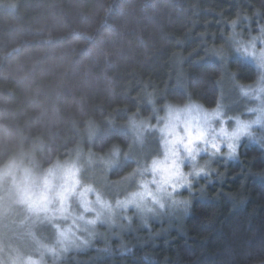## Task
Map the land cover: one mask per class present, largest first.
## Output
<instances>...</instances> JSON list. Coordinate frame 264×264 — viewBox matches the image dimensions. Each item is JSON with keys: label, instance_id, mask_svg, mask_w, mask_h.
I'll list each match as a JSON object with an SVG mask.
<instances>
[{"label": "trees", "instance_id": "trees-1", "mask_svg": "<svg viewBox=\"0 0 264 264\" xmlns=\"http://www.w3.org/2000/svg\"><path fill=\"white\" fill-rule=\"evenodd\" d=\"M245 13L255 30L264 0H0V148L9 137L24 146L42 140L45 152L81 139L97 152L126 146L125 110L147 114L145 84L172 99L230 97L231 72H254L239 58L218 61L214 49L228 47V21L240 15L244 27ZM88 116L101 124L92 145ZM131 167L122 159L108 178ZM215 169L194 184L181 221L99 241L62 264H249L264 256V149L242 144L238 158Z\"/></svg>", "mask_w": 264, "mask_h": 264}, {"label": "clouds", "instance_id": "clouds-1", "mask_svg": "<svg viewBox=\"0 0 264 264\" xmlns=\"http://www.w3.org/2000/svg\"><path fill=\"white\" fill-rule=\"evenodd\" d=\"M254 14L259 16V10ZM242 18L244 27L240 15L228 21L230 52L225 45L214 49L218 61L225 63L234 54L253 69L251 79L241 78L238 71L230 74L234 103L242 104L239 111H229L232 105L224 103L222 90L208 104L187 92L183 100L158 96L145 84L147 114L125 110L126 146L113 142L97 152L86 149L81 139L58 153L51 147L45 152L42 140L24 146L9 137L0 148V264H60L69 252L85 250L104 237L101 225L125 230L134 218L148 226L150 215L159 218L167 209L187 214L191 201L184 191L201 178L210 179L215 161L238 158L245 139L264 149V22L258 20L253 30L252 16ZM103 119L110 126L115 123L110 115ZM83 130L92 145L100 121L88 116ZM150 140L154 149L145 153ZM121 159L133 167L108 183L133 184L113 196L90 170L99 166L107 177ZM41 226L51 229L50 240L37 234ZM249 264H264V256L250 258Z\"/></svg>", "mask_w": 264, "mask_h": 264}, {"label": "rangeland", "instance_id": "rangeland-1", "mask_svg": "<svg viewBox=\"0 0 264 264\" xmlns=\"http://www.w3.org/2000/svg\"><path fill=\"white\" fill-rule=\"evenodd\" d=\"M225 50L230 52V45H228V47L225 48ZM233 57L238 58L234 54L231 56V58H233ZM235 94L236 93H233L232 90H231V96L230 97H224V103L225 104L232 105L229 108V111H232V112L239 111L240 108H241V106H242V104H236V103H234V101L237 99V97H236ZM127 133H128V131H127ZM242 144H256V145H259V144L255 143V142H249L247 139H245L242 142ZM154 146H155L154 145V141H151L150 140L149 145H147L143 151L145 153L150 152L151 150L154 149ZM134 154L139 155L140 154V150L139 149H135L134 150ZM219 161L228 162L230 160L226 161L224 159H218L217 161H215L213 167L216 168V164ZM90 171H93L92 178L99 185L105 186L106 191L109 194L113 195V196L116 195L117 191H124L127 188L131 187L132 184H133V182H127V181L124 182V183H122V184H115V183L109 184L108 181H111V180L108 178V176L105 177V175L103 173V170L99 166H97V168L95 170H90ZM85 178L86 179L88 178V174L87 173L85 174ZM193 189H194V185H193V187H192V189L190 191L185 190L184 193H183V196L186 197L187 199H189L190 201H191V197L194 195V191L195 190L193 191ZM183 216H185V213L183 211H174L172 209H167L165 211V213H162L159 218H153L150 215L149 216L148 226H144L143 223L140 221V219L138 217L137 218H134L131 227L126 228L125 230H121L119 228H114L111 231H109L105 226L101 225L100 226V230L102 232H105L106 235L104 237H97L96 240L94 241V244L97 243V242H99V241H106L108 238H111L113 240L121 241V238L123 239L124 235L126 233H128V232L136 231L138 228H148L153 223H158V224H160V223H167V224H171L174 221H181L183 219ZM36 231H37V234L40 235L42 239L45 238V236H47L48 240L51 239L52 232H51V229L50 228L45 227V226H41V227L37 228ZM116 233H119V235H117ZM25 239H27V237H25ZM89 248H87V249H89ZM74 251H71V252H74ZM64 258L60 261V264H62V261L64 260Z\"/></svg>", "mask_w": 264, "mask_h": 264}]
</instances>
